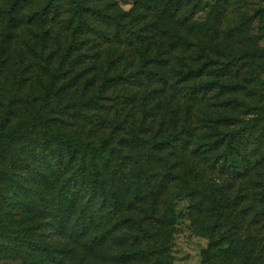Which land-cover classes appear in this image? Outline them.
Wrapping results in <instances>:
<instances>
[{
  "label": "trees",
  "instance_id": "obj_1",
  "mask_svg": "<svg viewBox=\"0 0 264 264\" xmlns=\"http://www.w3.org/2000/svg\"><path fill=\"white\" fill-rule=\"evenodd\" d=\"M232 1L216 0L204 20L203 0H135L130 11L117 0H9L0 9V73L22 55L14 35L27 27L43 102L32 100L31 113L0 95V264H85L78 246L173 264L178 198L211 214L202 264H264V98L252 86L259 72L248 47L228 48L242 35L221 28ZM107 90L114 97L104 104ZM55 98L67 101L59 115L93 117L101 135L56 129L47 110ZM13 113L20 118L10 124ZM30 177L42 187L33 191ZM43 189L56 192L52 203ZM23 194L21 204L41 217L53 210L60 228L76 223L72 239L60 245L22 227L14 217Z\"/></svg>",
  "mask_w": 264,
  "mask_h": 264
},
{
  "label": "rangeland",
  "instance_id": "obj_2",
  "mask_svg": "<svg viewBox=\"0 0 264 264\" xmlns=\"http://www.w3.org/2000/svg\"><path fill=\"white\" fill-rule=\"evenodd\" d=\"M9 0H0V9L7 6ZM120 8L124 11H130L134 6L135 0H117ZM216 0H203L202 11L199 14V18L204 20L207 19L212 11L213 5ZM0 21V32L3 29V23ZM221 28L227 30V32H232L236 30L240 33L242 41L236 40L229 42L228 48L231 50L232 46L235 50L241 49V51L247 46L248 50L251 52V58L254 60L255 71L259 72L256 81L252 84L254 90L258 96H263L264 98V72L262 73L261 66L264 64V57H260L259 50H264V0H233L228 5V10L226 14L222 17ZM228 33V34H230ZM231 36V35H229ZM15 42L14 48L17 51H22V55H14L10 60V64L2 66L3 72L0 73V86L3 85L4 75H9L7 85V90H0L1 96H12L15 100L21 101L23 104H29L30 112H33V107L31 106L32 100H35L34 106H41L43 103L41 100V93L39 91V84L35 83L36 76L41 72L40 67L37 65V58L32 54V50L25 46V42L28 39H33L30 31L27 27L21 26L15 32ZM227 38V35L225 36ZM228 39V38H227ZM53 38L47 43L50 47ZM63 45L66 43V39L63 40ZM1 43V42H0ZM1 45V44H0ZM56 63V60L54 59ZM39 62V61H38ZM99 84V82H97ZM2 89V88H0ZM114 97V92L112 90H107L102 96L104 104L111 103V99ZM256 102V101H254ZM67 101H60L56 98L48 102L47 110L48 116L53 118L54 127L56 129H61L66 132L75 133L76 136L82 139H93L98 138L101 133L97 132L98 128L96 124L92 123L93 117L74 119V117H69L72 115L74 110L70 109L66 114H58V111L67 107ZM257 103V102H256ZM71 105V104H70ZM70 107V106H69ZM17 114V113H15ZM13 113L10 120V124L18 122L20 116ZM62 120V121H60ZM87 120V121H78ZM95 126H94V125ZM101 129V128H100ZM196 171L202 170L199 165L195 166ZM50 180V178L48 179ZM199 180V179H197ZM55 181V179H53ZM196 181V180H195ZM40 178L30 177L28 186L33 189L41 186L39 184ZM199 186L200 190L203 187L206 188V184L203 182ZM39 199V196L35 192H29ZM42 195L48 200L47 202L52 203L54 201V196L56 192H49L47 189L42 190ZM26 195L23 194L19 201V210L15 213V219L19 220L22 227H36V230L41 231L44 237L51 242L58 243L60 245H65L66 242L72 239L69 235V229L71 230L76 226V223L72 222L68 217L71 215L69 211L63 213V216L68 220L60 228V223L55 220L53 210H47L44 216H39L37 210L34 209V205L26 207L21 204L22 200H25ZM200 199L198 201L200 202ZM87 202L84 198L82 203ZM194 203V202H193ZM172 209V214L174 217V227L173 234L170 239L169 249L171 254V259L173 264H202V253L209 246V239L205 236L206 222L205 220L210 218L211 214L207 212L206 205L201 206V211L196 213L192 210V200L189 198H178L172 201L170 210ZM50 213V215L48 214ZM34 220H30L33 218ZM23 220V221H22ZM120 233V234H119ZM118 234L124 236L123 233ZM125 244L123 241H119V244L115 243L112 253L120 251L119 249ZM78 257L79 259H84L85 264H143L135 261L125 262L117 254L107 255L103 251H99L98 254H86L85 251L78 246ZM7 264H11V260H6Z\"/></svg>",
  "mask_w": 264,
  "mask_h": 264
}]
</instances>
